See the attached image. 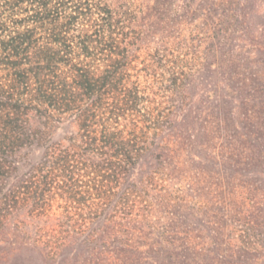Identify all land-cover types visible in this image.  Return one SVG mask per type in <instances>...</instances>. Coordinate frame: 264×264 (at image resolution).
<instances>
[{
    "label": "trees",
    "instance_id": "16d2710c",
    "mask_svg": "<svg viewBox=\"0 0 264 264\" xmlns=\"http://www.w3.org/2000/svg\"><path fill=\"white\" fill-rule=\"evenodd\" d=\"M120 1L0 0L3 255L257 264L264 69L251 66L264 63V0ZM205 1L220 8L221 41L237 32L235 61L224 43L190 66L172 39ZM20 214L30 221L10 228Z\"/></svg>",
    "mask_w": 264,
    "mask_h": 264
},
{
    "label": "rangeland",
    "instance_id": "374dc122",
    "mask_svg": "<svg viewBox=\"0 0 264 264\" xmlns=\"http://www.w3.org/2000/svg\"><path fill=\"white\" fill-rule=\"evenodd\" d=\"M110 3L112 5H118L121 1L120 0H109ZM136 2H142L144 4L150 3L152 2V0H135ZM217 2V1H216ZM210 2L209 1H205L203 3V6L205 8H203V13L200 14V17H197V21H195V24H186L185 27L183 29H173L174 31L171 33V36H174L172 39L175 40L174 42L177 41V44L180 45V47H183V53L186 54V59L188 61V64L190 66H199V63H204L206 58L210 59V57H203L206 53L209 54L210 52H212L214 49V53H216V55H220L221 51H222V46L224 47V43L228 44V46L231 48V51L233 53L232 58H234L233 60L235 61V48L236 45L239 43V37L237 32L232 33L229 37L225 35V41H221L220 38H222L223 35V29H216L217 25L214 26L216 24L217 21V17L220 13V8L216 7V8H212L211 10L207 9L209 6ZM213 18V19H212ZM261 19V17H259L257 20L259 21ZM213 22H215L213 24ZM210 28V29H208ZM151 46H153V44H151ZM246 47V46H245ZM255 56V55H254ZM256 57V56H255ZM219 59V60H218ZM221 61L220 58H216V62L212 63V67H214L215 65H217L219 62ZM261 62V60H260ZM259 61H257V66L256 65H252L251 68L253 69H259L262 68L264 69V63H260L258 64ZM206 73V72H205ZM203 74L202 71L197 73V77L201 76ZM213 75L210 74V77H212ZM197 79V78H196ZM226 90V89H225ZM195 91H199L198 88H196L195 90H193V93ZM210 94L212 95L213 92L210 90H207L204 92V94ZM229 98V97H228ZM227 98V100H228ZM229 103V102H228ZM197 105H202V102L199 101L197 102ZM225 108H227L228 106L226 104H224ZM43 118H37L36 116H33L31 118V122L33 125H41V121ZM74 125L69 124L68 126H66L65 129L63 128H57L56 130L62 135L65 134L69 131H72L74 129ZM19 221H23V222H28L30 221V219L28 217H26L24 214H20L17 215L15 217L10 218L9 221V227L10 228H14L16 225L20 224ZM28 231H30L28 229ZM27 234H29L27 232ZM19 237V236H18ZM239 237V236H237ZM3 251L0 249V264H12L15 260L11 259V258H7L6 256L3 255L2 253ZM236 257V256H235ZM259 260H257V264L264 263V258L260 257L258 258ZM253 261L251 260V263ZM253 264V263H252Z\"/></svg>",
    "mask_w": 264,
    "mask_h": 264
}]
</instances>
